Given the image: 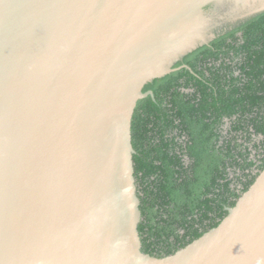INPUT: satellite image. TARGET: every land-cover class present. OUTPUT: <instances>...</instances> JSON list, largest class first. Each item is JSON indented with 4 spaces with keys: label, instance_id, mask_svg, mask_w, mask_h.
Segmentation results:
<instances>
[{
    "label": "water",
    "instance_id": "water-1",
    "mask_svg": "<svg viewBox=\"0 0 264 264\" xmlns=\"http://www.w3.org/2000/svg\"><path fill=\"white\" fill-rule=\"evenodd\" d=\"M263 12L264 0H0V264H264V170L216 228L143 253L132 145L137 104L155 99L144 86Z\"/></svg>",
    "mask_w": 264,
    "mask_h": 264
},
{
    "label": "trees",
    "instance_id": "trees-1",
    "mask_svg": "<svg viewBox=\"0 0 264 264\" xmlns=\"http://www.w3.org/2000/svg\"><path fill=\"white\" fill-rule=\"evenodd\" d=\"M180 67L144 86L155 99L132 119L142 252L158 258L216 228L264 170V12Z\"/></svg>",
    "mask_w": 264,
    "mask_h": 264
},
{
    "label": "flooded vegetation",
    "instance_id": "flooded-vegetation-1",
    "mask_svg": "<svg viewBox=\"0 0 264 264\" xmlns=\"http://www.w3.org/2000/svg\"><path fill=\"white\" fill-rule=\"evenodd\" d=\"M238 40H240V39H238ZM238 72H239V71H236V74H235V75H237ZM186 162H187V163L189 162L188 158H186ZM224 209H225V210H228V206H226Z\"/></svg>",
    "mask_w": 264,
    "mask_h": 264
}]
</instances>
